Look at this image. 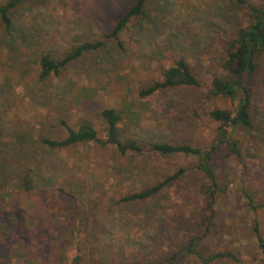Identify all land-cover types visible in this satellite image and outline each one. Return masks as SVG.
<instances>
[{"label": "rangeland", "instance_id": "374dc122", "mask_svg": "<svg viewBox=\"0 0 264 264\" xmlns=\"http://www.w3.org/2000/svg\"><path fill=\"white\" fill-rule=\"evenodd\" d=\"M133 2L26 0L12 13L11 36L0 25V264H162L174 256L175 264H263L254 228L264 236L258 207L264 204V55L249 83L254 128L232 133L242 157L219 153L210 161L217 185L211 208V181L197 169L199 159L160 156L149 146L210 149L217 142L219 124L208 113L232 103L211 96V83L220 43L241 10L222 0H148V17L122 33V48L107 35ZM98 40L102 48L59 77L36 79L44 54L61 60L74 46ZM181 57L198 73L200 88L139 97ZM105 108L122 113L121 127L141 152L122 157L110 145L59 150L40 142L64 138L58 119L77 127L83 116L104 139ZM182 168L185 174L152 199L120 201ZM29 176L35 187L27 191Z\"/></svg>", "mask_w": 264, "mask_h": 264}, {"label": "trees", "instance_id": "16d2710c", "mask_svg": "<svg viewBox=\"0 0 264 264\" xmlns=\"http://www.w3.org/2000/svg\"><path fill=\"white\" fill-rule=\"evenodd\" d=\"M26 0H9L0 4V25L3 33L11 36L14 31L13 11ZM226 5H234L241 10L239 18L235 21V26L230 36L220 43L219 53L220 65L219 73L213 77L210 95L229 100L232 103L231 109H211L208 116L219 124L217 142L212 144L210 149L194 147L188 144L174 145L166 142H153L149 149L160 156L168 157L174 154H184L196 156L199 159L197 169L201 170L211 181L206 194L209 195L210 206L216 203L215 188L216 176L210 166V161L219 153H226L235 158H241L242 153L239 143L232 139V133L240 128L253 129V98L249 83L259 72L261 59L264 55V3L256 5L248 0H222ZM148 0H135L118 20L107 35L114 39L120 47H124L121 35L131 26H139V23L148 17ZM8 44V45H7ZM5 50L9 51L11 41L7 43ZM103 41H85L78 46L69 49L61 60L54 59L49 54H44L39 61V68L36 72V79L45 82L53 77H59L62 70L68 67L71 62L82 57L90 51L102 48ZM162 79L142 88L139 92L140 98H150L162 92H168L174 88L188 87L200 88L202 81L190 63L181 57L169 67H162ZM100 116L103 121L104 139L100 132L88 116L79 117L77 127L70 124L66 118H60L59 123L64 131L63 139H53L44 136L40 142L49 149H69L78 145L94 143L98 146H112L122 156L129 153L141 152L142 146L134 137L125 135L121 125L124 117L122 113L114 108H105ZM186 172L182 168L177 173L158 181L139 192L125 194L121 202H143L152 199L157 194L166 190L169 185L180 179ZM31 176L24 181V188L27 191L34 189ZM264 208V204L258 205ZM212 210V209H211ZM258 247L264 264V236L258 224L255 225ZM196 246V245H195ZM190 247L189 252L195 253V249ZM235 258L229 253H219L216 258ZM175 264V256L166 263Z\"/></svg>", "mask_w": 264, "mask_h": 264}]
</instances>
